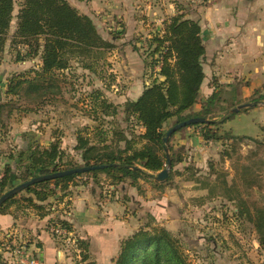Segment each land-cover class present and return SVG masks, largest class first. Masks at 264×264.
<instances>
[{"label":"trees","instance_id":"obj_1","mask_svg":"<svg viewBox=\"0 0 264 264\" xmlns=\"http://www.w3.org/2000/svg\"><path fill=\"white\" fill-rule=\"evenodd\" d=\"M16 6L18 9L15 14ZM15 18L16 30L9 36ZM201 32L202 27L198 20L177 14L166 19L164 27L156 30L149 39L147 50L154 58L153 62L162 63L157 79L147 85L137 99H128L123 105L126 119L135 120L142 129L141 138L144 143L140 148H135L123 132L118 137L119 140L126 141L125 148L113 147L112 143L106 142V138H99L101 150L91 142V138L79 135L75 148L81 150L84 163L64 167L61 165L63 149L58 141H52L45 146L36 144L27 155L29 164L24 167L29 176L24 181L37 176L35 170L43 175L83 166H107L35 183L24 190L29 195L19 197L20 192L8 199L0 206V213L7 212L11 205L22 199L39 214H50L52 205L45 202L50 197L56 198L57 202L62 201L70 193L69 184L83 175H90L94 184L99 187L102 182L98 175L101 173L107 174L110 184L115 186L129 181V184L140 189L139 180L145 179L156 187H164L173 178L174 172L178 174L175 166L184 162L182 149L175 151L171 143L165 142L164 138L171 128L165 129V125L173 117L177 118L173 125L192 117H206L218 97V93L214 92L207 97L201 111L186 115V111L199 102L205 78L203 58L206 48ZM8 39H11L10 44L15 47L27 48V55L39 56L33 77L20 72L12 75L7 88L9 95H19L24 88L25 91L34 88L39 89L40 96H43L46 89H51L54 80L58 82L54 77L56 72L69 69L73 59L82 60L84 66L94 69L100 58L116 48L114 41L102 36L94 20L81 13L68 0H0V54L5 50ZM262 99L264 100V94L254 98ZM102 103L104 110L110 106L106 100ZM94 104H97L96 100ZM3 107L0 104V120ZM113 108L116 112L117 107ZM232 115L218 121L209 119L208 123H197L204 126L202 134L206 140L219 141L226 138L223 156L231 162V172L226 171V175L216 176L215 180H209V183H204L200 188H206L210 194H218L234 202L239 217H252L260 246L264 250V200H259L256 196V188L264 191V156H261L264 154V141L254 139L256 148L243 154L242 143L245 138L250 137L236 136L229 131L226 134L220 132V125ZM168 154L172 159L168 180L154 181L155 174L166 168ZM24 155L22 153L20 159ZM188 168L190 167H186ZM5 171V177L0 184V196L14 180L11 167ZM196 179L192 173L187 176V180ZM202 181L198 177L200 184ZM51 184H54L53 189ZM60 186L62 194L57 191ZM149 218L138 230L121 241L115 264H190L178 238L166 227L157 224L153 216L149 215ZM50 224L73 230L72 225L65 219H51ZM73 242L80 249L83 264H98L90 260L88 240L74 237Z\"/></svg>","mask_w":264,"mask_h":264},{"label":"rangeland","instance_id":"obj_2","mask_svg":"<svg viewBox=\"0 0 264 264\" xmlns=\"http://www.w3.org/2000/svg\"><path fill=\"white\" fill-rule=\"evenodd\" d=\"M17 9L18 6H16L15 14ZM16 26L17 20L15 18L11 24L9 36L15 32ZM141 37L139 36V38ZM146 38L149 39L147 36ZM141 41L143 42L140 48L143 50L140 57L130 59L126 56L127 52L124 51L122 54L117 55L118 58L112 57L111 52H109L96 62L94 69L84 66L82 60L73 59L69 69L56 72L54 77L58 82L54 80L51 89H46V93L40 96L41 91L34 88L31 91H25L24 88V90H20L19 95L7 94L8 82L12 75L20 72L33 77L35 70H37L34 68H37L36 65L39 63V56L27 55V48L23 46L15 47L10 44L11 41L9 40V44L5 47V51L1 53L0 59L2 63L0 74L5 76L1 83L0 104L4 105L2 119L0 120L1 137L7 140L5 138L8 130H12L14 127L12 125H16V133L22 147L30 146L31 142L42 143L45 146L52 141H58L63 149L61 165L64 167L84 163L80 154L81 150L75 148L79 135L91 138V142L101 150L102 145L98 142L99 138H106V142L112 143L113 147L125 148L126 141L119 140L118 137L123 132L125 138L130 140L135 148H140L144 143L141 138L142 129L135 120L126 119L123 105L126 102L125 99H128V86L130 83H134L131 78L132 73L134 76L137 75L136 77L142 78L143 81L147 77V80H149L147 85H149L157 79L158 71L155 69L159 64L153 62L154 58L147 50L148 42L146 39H141ZM115 44L117 45V43ZM209 61V58L206 59V56H204L203 68L204 64H208ZM215 61L216 66H226L225 59H215ZM133 66L135 69L143 70L137 72V74L135 70H131L134 69ZM217 70L221 74H218L214 80L211 79L210 84H214H211L210 88L215 86L212 94L217 92L218 97L211 106V112L205 118L218 121L233 114L230 117L231 119L227 121L230 122L227 125L229 132L231 134L232 131L252 134L249 136L251 139L243 141L241 146V152L247 154L256 148L254 139L257 135L255 134L261 131L260 124L258 120L256 121L254 115L257 113L256 106L263 105L264 100H254V98L263 95L264 91H255L251 97L242 103H251V105L235 111L234 109L242 104L231 105L227 103L229 96L226 92V82L222 81L226 77V69ZM136 77H133V79ZM35 86L37 87V85ZM206 99L203 102L199 100L200 104L194 105L186 111V115L201 111ZM95 100L97 104H94ZM104 100L111 106L107 107L106 110L103 108L102 101ZM113 107H117L116 112ZM239 112L242 113L241 118L236 116ZM176 119V117L171 118L165 125V129L172 127ZM202 124L187 125L188 128H181L176 132L178 134L175 133L170 138L169 143L175 147V151L182 149L184 162L175 166V169L179 171L178 174L173 171V178L164 185L163 192L160 193L161 201L166 206L163 210L157 207L165 218L162 219L165 221L162 226L170 230L181 242L190 264H226V262L229 264H264V250L260 246L253 218L239 217L236 214L237 209L234 202L228 201L218 196V194L212 195L206 188H200L209 180H215L216 176L226 175V171L231 172V162L223 156L226 149V138L218 141V147L215 144L217 141H212V152L199 158V166H196V162L194 164L195 156H192V147L190 145L180 146L178 139H180V135L184 133L185 129H193L194 132L203 133L204 126ZM228 130H226V122L220 125L221 134H226ZM259 139H264V137ZM261 156H264V154L262 153ZM186 167L190 168L186 169ZM15 173L13 183L7 190L24 182V178L29 176L24 166L20 167ZM191 173L194 175V179L197 178L196 180H187V176H190ZM35 174L39 175V171L35 170ZM198 177L203 180L201 184L198 182ZM98 178L102 182L100 184L102 188L99 187L101 195L103 194L106 197L110 194V187H108L110 177L105 173H101ZM92 181L90 175H83L75 178L69 184V187L75 185L87 186V183H92ZM154 181L157 180L154 178ZM53 185L51 184L52 189L54 188ZM61 186L57 190L59 194L63 193ZM146 189L148 190V187ZM191 191L192 193L196 191L198 194L190 196ZM27 195H29V192L23 190L19 197ZM150 195L155 196L154 192H151ZM256 196L261 198L264 196V192L256 188ZM170 199H174L176 202L171 204ZM45 204L54 206V208L51 206V212H54L52 219H55L56 215L60 214L58 213L60 208L57 199L50 197V200H47ZM142 213L146 216L144 215L141 226L150 219L149 215L155 218L147 210H143ZM155 222L161 225L156 218ZM54 226L55 224H50L49 230L58 241L61 254L66 258L58 261V264H83L80 249L73 242V238L79 236L72 233V241H69L65 237L57 235L53 231ZM5 235V237L8 236V239L6 242L2 240V243H5L0 247V264H23L20 261L21 254L15 251L17 248L22 249L26 256L36 258L34 252H29L26 249L27 242L19 239L11 242L13 235L9 232Z\"/></svg>","mask_w":264,"mask_h":264},{"label":"crops","instance_id":"obj_3","mask_svg":"<svg viewBox=\"0 0 264 264\" xmlns=\"http://www.w3.org/2000/svg\"><path fill=\"white\" fill-rule=\"evenodd\" d=\"M68 1L94 20L104 38L117 43L111 54L112 57L118 58L117 55L124 51L130 59L140 57L143 50L140 48L143 42L141 39L149 42L155 31L164 27V21L169 17L183 14L185 18L198 20L202 27L205 56L210 60L208 64H204L205 78L201 86L200 102L212 94L215 86L210 88V85L214 84H210V81L221 74L217 69H226V77L222 81L226 82V92L229 96L227 103L231 105L242 104L257 90L264 91V0H209L198 5H194L190 0ZM215 59H225L226 66H216ZM1 66L0 62V68ZM131 70L137 73L143 69L140 71L134 67ZM136 76L132 73L134 83L128 86L127 97L130 100L137 99L149 81L147 77L144 82ZM197 104L200 103L195 105ZM255 109L257 113L254 117L261 127V131L255 134V139L264 141L259 139L264 137V104L256 106ZM241 115L239 112L236 116L241 118ZM227 121L226 130L230 123ZM12 126L13 129L8 130L6 135L7 140L2 137L0 139V168L6 173V168L11 167L12 178H15V172L29 164L28 152L39 143L31 142L30 146L22 147L16 133V125ZM193 132V129H185L178 141L180 146L192 147L194 164L196 162V166H199V158L212 152L213 140H206L202 133ZM232 134L246 137L252 135L233 131ZM217 143L219 142L215 144ZM22 153L25 155L20 159ZM93 184L92 181L87 183V186H71L70 193L58 202L60 214H57L56 218L69 221L73 229L71 232L88 240L90 260L98 264H115L121 241L140 228L145 215L141 214L143 210L151 212L161 225L165 224L162 220L165 219L164 215L157 209L166 208L160 197L164 187H156L145 179L139 180L140 189L129 184V181L118 186L108 184L110 194L105 197L101 195V187ZM151 192H154L155 196L150 195ZM190 194L195 196L198 192L191 191ZM258 199L264 200V196ZM170 202L174 204L176 201L170 199ZM53 214L54 212L41 215L22 199L15 202L7 212L0 213V247L8 239L5 234L9 232L13 235L11 242L18 239L27 242L26 249L34 252L41 264H58V261L65 260L58 241L49 230ZM2 240L5 242L2 243Z\"/></svg>","mask_w":264,"mask_h":264},{"label":"water","instance_id":"obj_4","mask_svg":"<svg viewBox=\"0 0 264 264\" xmlns=\"http://www.w3.org/2000/svg\"><path fill=\"white\" fill-rule=\"evenodd\" d=\"M4 75L0 74V97L2 95L1 93V83L3 81ZM251 103H247V104H242L240 105V107L235 108V111H238L240 108L245 107V106H250ZM209 120L205 117H192L189 118L187 120L181 121L179 123H176L175 125H173L168 131L167 134L164 138L165 142L168 144L170 141L171 136L178 130H180L183 127H186L187 125L190 124H196V123H208ZM107 165L106 164H100V165H91V166H83V167H76V168H69V169H65L62 171H56L53 173H48V174H43V175H37L35 177H32L31 179L21 182L15 186H13L12 188H10L9 190H7L6 192H4L1 196H0V206H2L8 199H10L11 197L15 196L16 194L22 192L23 190H25L27 187L44 181V180H50V179H55L58 177H62V176H66V175H70V174H75V173H82L85 171H89V170H95V169H101V168H105ZM172 167V159L170 154H168V164L167 167L162 169L160 172H158V174L156 175L155 179L157 181H165L168 180L169 178V173H170V168Z\"/></svg>","mask_w":264,"mask_h":264},{"label":"built area","instance_id":"obj_5","mask_svg":"<svg viewBox=\"0 0 264 264\" xmlns=\"http://www.w3.org/2000/svg\"><path fill=\"white\" fill-rule=\"evenodd\" d=\"M203 1H209V0H190V2H192L194 5H198V4H200V2H203ZM161 64L162 63L159 62L158 67L155 70L159 71L160 67H161ZM0 139H1V132H0ZM4 177H5V173L0 168V184H1V181L4 179ZM53 231L57 235L63 236L67 240L72 241V237H71L72 236V232L70 230H68L66 227L61 226V225H57V226L53 227ZM15 251L17 253L21 254V259H20L21 263H23V264H41L40 261L38 259H36L35 257L26 256L25 252L22 251V249H20V248H17Z\"/></svg>","mask_w":264,"mask_h":264}]
</instances>
